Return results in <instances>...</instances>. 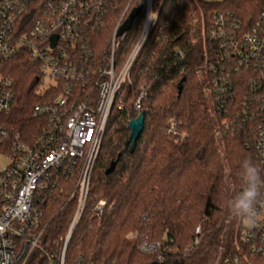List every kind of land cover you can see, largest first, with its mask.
Segmentation results:
<instances>
[{
    "label": "built area",
    "instance_id": "obj_1",
    "mask_svg": "<svg viewBox=\"0 0 264 264\" xmlns=\"http://www.w3.org/2000/svg\"><path fill=\"white\" fill-rule=\"evenodd\" d=\"M125 1L47 0L41 7L37 0L0 2V115L10 116L20 107L15 81L2 72V66L20 54L26 53L36 66V94L43 97L32 111L39 122L32 139L27 130L0 123V264H67V249L79 224L100 220L105 213L104 199L88 210L92 175L112 108L130 82L158 17L155 0H143L144 29L119 66L115 55L128 32L122 37L117 32L139 9L134 0L124 7ZM121 9L105 48L99 36L112 13ZM230 17L228 21L216 14L215 27L207 35L213 57L204 53L199 70L210 79L215 135L222 138L243 126L247 146L256 149L264 166V9L250 29ZM143 96L134 104L137 111ZM118 104L122 109L123 100ZM170 133L176 135L174 122ZM74 177L68 200L74 202V213L66 234L54 240L41 210L43 196ZM243 222L232 250L216 264H264V199L256 205L254 222ZM200 232L197 227L196 234ZM164 245L144 237L138 247L162 261ZM74 264L87 263L80 256Z\"/></svg>",
    "mask_w": 264,
    "mask_h": 264
},
{
    "label": "trees",
    "instance_id": "obj_2",
    "mask_svg": "<svg viewBox=\"0 0 264 264\" xmlns=\"http://www.w3.org/2000/svg\"><path fill=\"white\" fill-rule=\"evenodd\" d=\"M45 1L37 0L36 5L41 7ZM135 5L140 14L116 52L119 66L128 58L143 25L144 2L134 0ZM155 8L156 24L131 70L130 82L112 108L92 175L88 210L104 199L105 213L100 220L79 224L67 249V264H74L80 256L87 264H216L232 250L239 235L240 221L235 234L226 236V226L233 219L228 201L243 188L242 162L252 160L264 178V166L256 149L247 146L243 126L222 138L215 135L216 117L209 112L196 69L204 53L213 57L207 35L215 27L216 14H224L228 21L232 15L250 29L264 9V0H155ZM122 12H113L101 32L103 47ZM199 20L205 35L203 52L194 43ZM2 72L15 81L20 107L10 116L0 115V123L34 134L39 122L32 111L43 101L36 95V66L23 53L7 61ZM203 77L210 81L208 75L203 73ZM142 93L137 111L134 104ZM118 99L123 100L122 109ZM140 114L145 117L144 131L131 152L126 147L129 123ZM171 122L176 135L170 133ZM113 162L114 172L106 175ZM75 180L61 181L43 196L41 210L54 240L66 234L74 213V202L68 200ZM197 227L201 228L199 235ZM144 237L151 243H166L159 252L162 261L139 251Z\"/></svg>",
    "mask_w": 264,
    "mask_h": 264
},
{
    "label": "clouds",
    "instance_id": "obj_3",
    "mask_svg": "<svg viewBox=\"0 0 264 264\" xmlns=\"http://www.w3.org/2000/svg\"><path fill=\"white\" fill-rule=\"evenodd\" d=\"M143 29L144 25H141ZM240 176L243 188L229 199L228 210L238 221L254 222L256 205L264 199V178L261 177V169L250 159L242 162Z\"/></svg>",
    "mask_w": 264,
    "mask_h": 264
},
{
    "label": "water",
    "instance_id": "obj_4",
    "mask_svg": "<svg viewBox=\"0 0 264 264\" xmlns=\"http://www.w3.org/2000/svg\"><path fill=\"white\" fill-rule=\"evenodd\" d=\"M140 10L136 9L131 12L129 18L125 21V23L121 26V28L117 32V37H122L124 34L129 32L133 26V22L135 18L139 15ZM54 45H55V38H54ZM182 86H179L178 93L181 94ZM144 124H145V117L143 114H140L135 120H132L129 123V128L131 131L129 141L126 143V147L130 146V151L133 152L136 148L137 141L141 134L144 131ZM125 153V150L122 151L119 156H122ZM116 168V162L111 164V167L106 171V175H110L114 172ZM157 264V263H154Z\"/></svg>",
    "mask_w": 264,
    "mask_h": 264
},
{
    "label": "rangeland",
    "instance_id": "obj_5",
    "mask_svg": "<svg viewBox=\"0 0 264 264\" xmlns=\"http://www.w3.org/2000/svg\"><path fill=\"white\" fill-rule=\"evenodd\" d=\"M198 22V21H197ZM141 33V32H140ZM140 36V34H139ZM138 36V38H139ZM204 40H205V35H204V32H203V26H202V23L201 21L199 20V24L195 26L194 28V43L196 44L197 46V50L199 49V52H203V50H205V43H204ZM202 63L199 61L197 66H196V69H198V75L200 77V80L203 82V87H204V93L208 99V106H209V112L212 114L213 112V103H212V97H211V93H210V82L209 81H206V77H203V70H199V67H201ZM42 92L45 93V91L42 90ZM38 95V94H36ZM32 136H33V133H31L29 135V138L32 139ZM222 149H220V153L222 155ZM0 161H2V158H0ZM245 222V221H244ZM243 222V223H244ZM239 223H242L241 221ZM237 225L238 224V220L236 219H232V221H230L229 223H227V226H226V236L230 235V234H235V231H236V228H237ZM217 262V261H216Z\"/></svg>",
    "mask_w": 264,
    "mask_h": 264
}]
</instances>
